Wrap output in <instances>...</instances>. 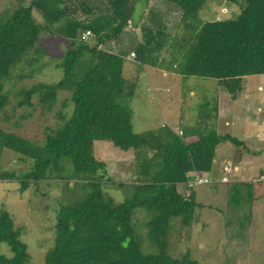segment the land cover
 <instances>
[{
  "label": "trees",
  "instance_id": "1",
  "mask_svg": "<svg viewBox=\"0 0 264 264\" xmlns=\"http://www.w3.org/2000/svg\"><path fill=\"white\" fill-rule=\"evenodd\" d=\"M134 1L11 0L9 4L15 5L0 12V115L16 83L31 79L42 68H34L40 30L48 29L69 45L56 65L63 72L59 81L37 82L15 92L21 97L18 107H31L36 96L44 112L52 111L59 92H68L69 98L56 112L60 123L46 130L40 144L0 128L1 182H17L21 193L47 180L64 182L73 177L75 188L81 190L68 203L58 202L54 245L45 253L43 264H197L188 252L179 258L169 254L170 220L177 219L181 227L192 223L198 204L188 184L198 173L219 177L214 175L218 146L245 147L243 141L229 133L219 134L215 128L176 131L162 125L155 131L135 133L128 105L134 83H129L124 72L150 66L162 73L176 71L181 82L189 77L213 79L215 86L235 99L243 90V77L264 75V0H243L246 16L207 22L199 21L197 15L208 0H164L173 5L175 14L180 13V22L173 30L162 22L154 29L141 23L133 48L130 41L137 36L126 32V27L129 23L137 26L131 19ZM147 14L150 18L155 13L147 9ZM180 23L188 43L180 45L177 55L168 54L173 44L182 42L175 34ZM87 31L89 35L83 38ZM126 57L134 61L131 67L126 68ZM24 66L28 72L22 74ZM69 103L72 112L66 116L63 110ZM212 110L216 120V101ZM95 141L133 151L132 192L120 203L103 190V183L112 180L105 162L94 156ZM4 149L29 168L19 174L4 170ZM179 184L190 189L188 196L179 193ZM232 191L234 196L239 193L235 188ZM139 208L148 215L146 237L156 253L141 250L133 223ZM19 237L12 216L0 208V244L12 254H0V264H28L26 245Z\"/></svg>",
  "mask_w": 264,
  "mask_h": 264
},
{
  "label": "rangeland",
  "instance_id": "2",
  "mask_svg": "<svg viewBox=\"0 0 264 264\" xmlns=\"http://www.w3.org/2000/svg\"><path fill=\"white\" fill-rule=\"evenodd\" d=\"M9 2L11 0H0V12L15 5ZM133 3L131 19L137 26L129 23L126 27V32L137 36L136 40L130 41L133 48L139 40L141 23L154 29L157 22H162L168 30H173L172 26L176 27L180 22V13L175 14L171 9L173 5L164 0H135ZM147 9L153 10L154 16L149 18ZM237 15L246 16L243 0L236 3L208 0L197 18L207 22L232 19ZM179 27L175 34L182 42L173 44L168 54L177 55L180 45L188 43L182 23ZM37 42L40 54L33 67L42 68L31 79H20L16 83L0 115V128L40 144L46 130L54 129L60 123L56 112L61 102L69 98V93L59 92L52 111L44 112L36 96L31 99V107H18L16 104L21 97L15 92L37 82L50 84L59 81L63 72L56 65L69 45L67 40L52 36L48 29L40 30ZM180 61L181 57L177 59L178 63ZM26 72L28 67L24 66L22 74ZM124 73L129 83H134V95L128 105L135 133L155 131L164 128L162 125L176 131L179 128H215L217 133L229 132L245 144L242 148L222 143L214 158L217 170L214 175L219 177L211 179L206 173H198L196 175L207 182L196 186L188 184L193 186L198 206L189 226L181 227L175 218L170 220L169 254L179 258L188 252L189 258L197 264H264V207L260 201L264 196V75L243 77V90L232 101L225 91L215 86L213 79L189 77L181 82L176 71H168L163 76L162 70L150 66L141 67L135 73L128 70ZM215 101L220 107L217 119L213 120ZM71 112L72 104L69 103L63 113L69 116ZM93 151L96 159L105 162L107 176L112 180L103 183V190L115 203L122 202L131 194V184L134 183L131 172L133 151L123 152L106 141H95ZM1 164L4 170L16 174L29 168L28 163L20 161L14 152L6 149L2 151ZM67 174L71 175L72 170L68 169ZM177 186L180 194L188 196L190 189L183 184ZM17 187V182L0 181V208L13 218L15 228L20 232V241L26 245L28 264H43L45 253L54 245L53 225L58 202L68 203L71 197L81 194V190L75 188L73 177L64 182L47 180L31 185L21 193ZM234 187L239 191L235 196ZM248 190L255 196L246 195ZM147 219L143 209L135 210L133 223L141 238V250L156 253V248L146 237ZM0 254L12 255L4 244H0Z\"/></svg>",
  "mask_w": 264,
  "mask_h": 264
},
{
  "label": "crops",
  "instance_id": "3",
  "mask_svg": "<svg viewBox=\"0 0 264 264\" xmlns=\"http://www.w3.org/2000/svg\"><path fill=\"white\" fill-rule=\"evenodd\" d=\"M129 57H130V55H129ZM129 57H126V60H127V63H129L128 65H127V67L126 68H128L129 66H130V64H132L134 61H132V59H130ZM131 67V66H130ZM162 75L164 76V75H166L165 73H162ZM190 95H191V93H190ZM229 98H230V96H228ZM231 99V98H230ZM237 99V97L235 98V99H231L232 101H234V100H236ZM219 105H218V103H217V113H218V109H219ZM220 113H221V110H220ZM229 133V132H228ZM230 135H233V134H230ZM194 138L195 137H191L190 138V140H194ZM262 138V137H261ZM235 188V187H234ZM236 189V188H235ZM233 193H234V191H232ZM246 193V195H249V196H255L254 194H249V190L247 191V192H245ZM257 201V200H256ZM260 201H261V206H262V208L264 207V196L263 197H261L260 198Z\"/></svg>",
  "mask_w": 264,
  "mask_h": 264
},
{
  "label": "built area",
  "instance_id": "4",
  "mask_svg": "<svg viewBox=\"0 0 264 264\" xmlns=\"http://www.w3.org/2000/svg\"><path fill=\"white\" fill-rule=\"evenodd\" d=\"M88 35H89V32L87 31L84 34L83 38L87 37ZM131 56H133V54H131ZM222 180H225V178H223ZM202 182L206 183L207 180H205V179L204 180H201L200 177H198V175H196L195 178H194V180L191 182L192 183L191 185H193V186L200 185V184H202Z\"/></svg>",
  "mask_w": 264,
  "mask_h": 264
}]
</instances>
